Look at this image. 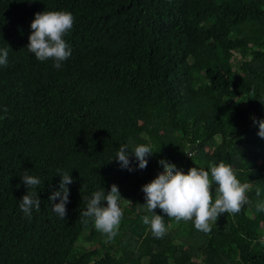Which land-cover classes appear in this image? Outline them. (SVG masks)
Listing matches in <instances>:
<instances>
[{"label": "trees", "instance_id": "trees-1", "mask_svg": "<svg viewBox=\"0 0 264 264\" xmlns=\"http://www.w3.org/2000/svg\"><path fill=\"white\" fill-rule=\"evenodd\" d=\"M45 10L74 17L59 69L27 48L31 21ZM5 48L0 264H264V211L255 208L264 201V138L253 121L264 120V0H0ZM123 144L151 146L145 169L130 150L134 170L120 167ZM162 158L209 175L211 162L229 164L249 184V203L220 214L210 233L157 207L167 232L154 237L142 221L152 215L142 186ZM25 172L41 183L27 188ZM60 172L73 179L65 219L48 200ZM112 184L123 217L107 241L81 213L85 198ZM30 191L40 197L31 218L19 207Z\"/></svg>", "mask_w": 264, "mask_h": 264}, {"label": "clouds", "instance_id": "clouds-1", "mask_svg": "<svg viewBox=\"0 0 264 264\" xmlns=\"http://www.w3.org/2000/svg\"><path fill=\"white\" fill-rule=\"evenodd\" d=\"M73 23L74 17L67 11L45 10L35 13L30 25L32 32L29 35L28 51L39 61L54 60L53 67L59 69L61 62L71 55V49L63 37L72 28ZM7 57L8 49H0V65L7 64ZM253 121L259 124L258 135L264 138V120L256 121L253 117ZM129 150L134 154L138 161L137 167L141 170L148 165L147 157L154 153L151 146L146 144L134 145L131 148L128 144L120 145L116 159L120 167L128 171L134 170L129 159ZM158 163L163 166V171L151 182L142 186L146 201L144 205L147 211L152 213L151 216H143L142 221L150 226L151 233L156 238H163L167 232L164 216L155 213L157 207L177 224L181 221H192L196 230L210 233L212 225L216 223L220 214L235 215L249 203L246 195L249 184L241 183L233 168L223 161L209 164L211 175L209 171L197 167H192L184 173L174 163L163 158ZM59 174L62 176L59 190L53 191L48 200L52 211L65 219L66 204L69 201L67 185L71 184L73 179L69 173L60 172ZM21 179L27 188H35L41 183L40 179L27 172L21 176ZM213 183L216 185L214 200ZM256 195L260 196L259 188L256 189ZM120 198L116 184H112L107 193L104 190H98L92 193L90 199L85 198L87 207L81 213L82 217L92 218L96 230L105 235L107 241L115 238L123 217L118 203ZM57 200L59 202H56ZM103 201H107V206H104ZM19 207L26 216L31 218L33 207L37 212L40 210V197L37 192L30 191L23 195ZM255 208L257 211H264V201H257ZM84 222L86 223L87 220L85 219ZM259 243L264 245V237L259 240Z\"/></svg>", "mask_w": 264, "mask_h": 264}, {"label": "built area", "instance_id": "built-area-1", "mask_svg": "<svg viewBox=\"0 0 264 264\" xmlns=\"http://www.w3.org/2000/svg\"><path fill=\"white\" fill-rule=\"evenodd\" d=\"M191 153H192V151H190V150L187 151V155H191ZM171 163H174L177 168H179L180 170H182L184 173H187L186 170H185V166L182 163H180L179 161L171 162ZM162 171H163V166L159 169L157 175L159 173H161ZM160 213H163L161 209H160Z\"/></svg>", "mask_w": 264, "mask_h": 264}, {"label": "rangeland", "instance_id": "rangeland-1", "mask_svg": "<svg viewBox=\"0 0 264 264\" xmlns=\"http://www.w3.org/2000/svg\"><path fill=\"white\" fill-rule=\"evenodd\" d=\"M80 243H81L83 246H85V247H90V246L93 245L92 243H90V242H88V241H84V240H81ZM94 244L97 245V242L94 243Z\"/></svg>", "mask_w": 264, "mask_h": 264}]
</instances>
